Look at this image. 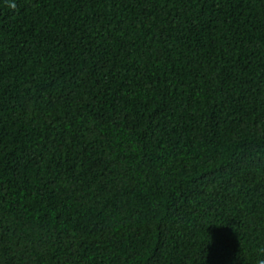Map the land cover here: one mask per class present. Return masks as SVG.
Returning a JSON list of instances; mask_svg holds the SVG:
<instances>
[{
  "label": "trees",
  "instance_id": "16d2710c",
  "mask_svg": "<svg viewBox=\"0 0 264 264\" xmlns=\"http://www.w3.org/2000/svg\"><path fill=\"white\" fill-rule=\"evenodd\" d=\"M264 261V0H0V264Z\"/></svg>",
  "mask_w": 264,
  "mask_h": 264
},
{
  "label": "clouds",
  "instance_id": "9594fccd",
  "mask_svg": "<svg viewBox=\"0 0 264 264\" xmlns=\"http://www.w3.org/2000/svg\"><path fill=\"white\" fill-rule=\"evenodd\" d=\"M260 264H264V261H261Z\"/></svg>",
  "mask_w": 264,
  "mask_h": 264
}]
</instances>
